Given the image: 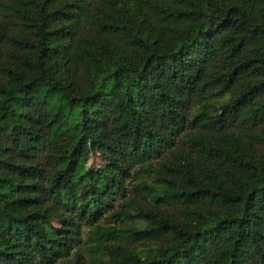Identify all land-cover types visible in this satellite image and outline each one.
I'll list each match as a JSON object with an SVG mask.
<instances>
[{
	"label": "trees",
	"instance_id": "1",
	"mask_svg": "<svg viewBox=\"0 0 264 264\" xmlns=\"http://www.w3.org/2000/svg\"><path fill=\"white\" fill-rule=\"evenodd\" d=\"M0 264H264V0H0Z\"/></svg>",
	"mask_w": 264,
	"mask_h": 264
},
{
	"label": "rangeland",
	"instance_id": "2",
	"mask_svg": "<svg viewBox=\"0 0 264 264\" xmlns=\"http://www.w3.org/2000/svg\"><path fill=\"white\" fill-rule=\"evenodd\" d=\"M150 150L151 148L149 146H138L136 148V154L140 158H146L149 155ZM116 156L117 152L108 148L106 145L98 142H89L85 151V159L83 163L84 170L98 173L101 169L107 166L110 158ZM164 174L171 175L170 169L165 168ZM54 224L59 225L60 222L54 221Z\"/></svg>",
	"mask_w": 264,
	"mask_h": 264
}]
</instances>
